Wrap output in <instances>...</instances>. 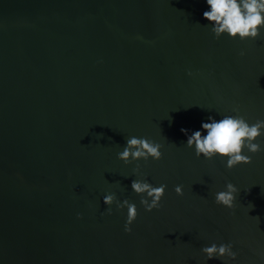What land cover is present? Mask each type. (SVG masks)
I'll list each match as a JSON object with an SVG mask.
<instances>
[{
    "label": "water",
    "instance_id": "water-1",
    "mask_svg": "<svg viewBox=\"0 0 264 264\" xmlns=\"http://www.w3.org/2000/svg\"><path fill=\"white\" fill-rule=\"evenodd\" d=\"M205 11L207 0H0V264H264V150L229 170L181 131L264 120V29L217 39ZM130 137L162 145V159L125 164ZM134 180L167 185L159 209L145 210ZM229 182L234 209L215 200ZM109 193L135 203L130 234L127 208L106 214ZM213 243L237 259L209 260Z\"/></svg>",
    "mask_w": 264,
    "mask_h": 264
},
{
    "label": "clouds",
    "instance_id": "clouds-1",
    "mask_svg": "<svg viewBox=\"0 0 264 264\" xmlns=\"http://www.w3.org/2000/svg\"><path fill=\"white\" fill-rule=\"evenodd\" d=\"M210 11L203 13L204 18L214 26L212 32L219 39L225 34L232 39L256 40L261 37V30L264 29V0H207ZM245 53L241 52L243 56ZM190 76L191 72L188 73ZM238 113V109H235ZM211 122L203 123L202 128L207 132L204 135L201 131H195L188 134V130L181 131L188 137L187 146L195 149L196 156L212 160L219 156L227 160L226 167L231 170L241 164H251L250 156L244 155L246 149L252 154L261 152L262 147L256 141L264 136V120H257L250 124L243 116L227 115L217 121L209 117ZM162 145L147 138L130 137L127 139L123 151L118 154V158L125 164L132 161H148L150 158L159 161L162 159ZM137 175L140 174L139 165L135 169ZM134 192L142 197L140 203L147 212L159 209L161 201L166 193L167 185L153 187L146 180H134L131 185ZM175 192L183 197L184 190L182 186H176ZM239 189L232 183H227L226 191L216 193L215 200L218 205L234 209L235 201ZM146 195L147 198H144ZM104 204L108 206L107 215H111V206L116 205L118 210L127 208L128 216L125 224V231L132 232L131 225L138 217V210L135 203L125 199L122 203L116 195L109 193L103 198ZM151 201V202H150ZM251 205V204H250ZM254 206L251 205V208ZM83 219L82 216H78ZM259 221V217H255ZM202 252L209 260L217 257H225L235 261L237 254L233 251V245L213 243L206 246Z\"/></svg>",
    "mask_w": 264,
    "mask_h": 264
}]
</instances>
